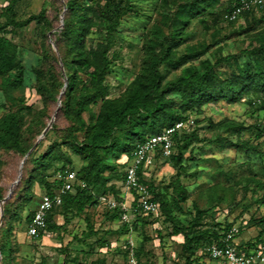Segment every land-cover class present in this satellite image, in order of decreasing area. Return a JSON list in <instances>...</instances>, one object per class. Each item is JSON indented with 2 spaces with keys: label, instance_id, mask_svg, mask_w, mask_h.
I'll use <instances>...</instances> for the list:
<instances>
[{
  "label": "rangeland",
  "instance_id": "374dc122",
  "mask_svg": "<svg viewBox=\"0 0 264 264\" xmlns=\"http://www.w3.org/2000/svg\"><path fill=\"white\" fill-rule=\"evenodd\" d=\"M9 1L2 2L1 6L5 7ZM182 1L184 0H132L137 15L122 22L116 47L112 52L117 57L114 72L107 78L112 99L123 96L128 86L147 67L148 54L152 52L150 47L156 42L153 29H162L168 34L170 19L172 20L173 13ZM233 1L221 0L225 3ZM64 2L65 0H11L18 20H25L44 11L45 19L51 26V30L47 32L43 25L34 22L17 30L15 35L8 36L27 51L25 61L28 78L25 86L18 90L8 89L0 78V121L8 112L24 108V149L30 146L33 148L58 108L57 101H46L38 94L34 71L40 68L45 73L52 68L58 76L62 72L55 54V32L62 25ZM227 16L222 25L211 28L213 25L209 23L208 29H205L198 18L191 20L184 30L182 44L175 49L176 56L185 57L186 61L178 70L170 65L163 66L161 72L164 83L178 77L183 68L199 69L201 62L207 59L215 63L227 56L236 57L219 70V75L224 79L236 75L244 67L246 62L240 54L258 46L257 36L264 32V10L248 13L235 23L229 22ZM3 22L0 11V24ZM191 53L199 54L198 58L190 60L188 57ZM252 59L254 58L251 57V61ZM259 59L264 57L260 56ZM172 97L180 98L178 95ZM28 107L33 109L28 110ZM187 116L197 121L194 129L200 142L194 143L185 155L186 171L178 175V170L169 163L172 168L169 172H162L161 167L166 165L159 164L152 175H146V180L167 201L171 202L172 194L177 191L176 187H183L187 192V201L181 204L180 209L173 210L171 220V217L167 219L161 208L147 224L140 220V217L146 219V215L131 212L126 227V223L121 221V206L134 207L133 195L120 181L116 184L118 197L106 196L119 205V220H111L115 210L100 200L103 196L98 197L100 194L95 193L98 199L96 205L79 213L58 211L54 219L55 229L47 232L40 240H34L27 235L26 219L35 211L44 195V188L38 179L28 182L29 177H36L38 174L33 172L34 162L26 161L25 169H20L22 161L32 148L25 155L0 149L2 195L7 197L11 187L19 179L20 170V180L25 179L13 188L11 214L7 216L4 231L0 233V245H4L8 253L5 261L2 262L1 258L0 263L133 264L131 243L134 244L137 264L183 262L179 246L184 239L181 235L174 236L173 232L174 228L184 229L188 225L196 213L194 207L208 213L215 224L238 227L240 234L237 243L254 244L259 239L264 243V204L261 200L264 194L260 188V184H264V137L257 136L253 126L260 123L257 121V110L247 104L245 99L236 105L220 101L210 103L201 111ZM85 118L88 119V116ZM227 123L241 125L244 130L234 132L225 127ZM53 125L56 130H50L30 155L38 157L51 144L59 143L64 138L62 129L67 125L64 119L57 117ZM62 153L64 155L55 163V169L66 165V157L70 158L71 167L75 171L85 165L68 148L63 147ZM126 159L124 154L118 161H110L117 164L115 175L119 179L125 170L123 163ZM60 171L54 172L53 169L42 176L53 181ZM59 191L60 189L57 193ZM209 223L212 225L213 222L209 220ZM144 237L148 240L144 242V251L138 255ZM194 260L197 264H218L203 248L197 251Z\"/></svg>",
  "mask_w": 264,
  "mask_h": 264
},
{
  "label": "trees",
  "instance_id": "16d2710c",
  "mask_svg": "<svg viewBox=\"0 0 264 264\" xmlns=\"http://www.w3.org/2000/svg\"><path fill=\"white\" fill-rule=\"evenodd\" d=\"M7 1L0 0L1 17L4 18V22L0 24V78L4 80V85L8 89L18 90L25 86L28 78L25 61L27 51L15 44L8 36L15 35L17 30L26 28L34 22L43 25L47 32L51 30V26L45 19L44 11L25 20H18L11 0L5 7L1 6L2 2ZM241 1L234 0L230 3L221 0L182 1L173 13L172 20L170 19L168 34L162 29H153L156 42L150 47L152 52L148 54L147 67L128 86L123 96L112 99L107 85V78L113 74L117 61V57L112 52L116 47L122 22L128 17L137 15L135 6L132 0H65L63 22L55 32V54L62 72L58 76L52 68L45 73L38 68L34 73L36 89L44 100L58 102L60 98L61 104L56 118L62 117L67 125L62 129L64 138L62 137L59 143L51 144L38 157H35V154L27 157L26 161L34 162L33 172L38 173L36 177H29L28 182L38 179L39 184L44 188V195L53 196L57 193L62 183L45 179L42 175L53 169L54 172L66 168L74 170L69 157L64 160L66 165L59 169L54 168L57 160L64 155L63 147L81 158L85 165L79 171L74 170L77 174L74 190L63 197L60 206H54L49 212L46 231L38 240L55 229L54 219L58 211L83 212L98 203L95 193L100 194L98 197H118L116 184L120 181L124 184L126 161L137 147L149 137L159 134L175 123L186 122L189 119L187 114L201 111L210 103L225 101L236 105L245 99L247 104L255 107L260 118V113L264 111V59L260 60L259 57H264V32L257 36V47L240 54L246 64L236 75L233 74L228 79L221 77L219 70H222V65L225 64L226 67L228 62L236 57L227 56L216 60L215 63L207 59L201 62L199 69L183 68L178 77L167 83L163 82L161 72V68L165 65L178 70L186 61L185 57L176 56L175 49L182 44L184 30L192 19L198 18L205 29L209 28V23L213 25L211 28L217 27L225 22V17ZM263 10L264 6L262 9L254 7L246 11L242 17ZM189 56L190 60H196L199 54L191 53ZM251 57L254 58L252 61ZM65 81H67L66 87ZM64 87L65 92L61 94ZM173 95H178L180 98H174ZM23 110L24 108L10 111L0 121V149L25 155L32 148V146L28 149L23 148ZM86 115L88 119L85 118ZM225 125L227 129L237 133L244 130L243 126L234 123ZM253 126L257 136L264 137L262 123L257 122ZM50 130L53 132L56 130L53 124ZM46 137L47 135L44 139ZM196 142H200V139L194 127L175 137V151L168 159V163L173 164L178 170V175L186 171L185 155ZM124 154L127 156L123 163L125 170L119 179L115 175L117 164L110 161L112 159L118 161ZM24 165L23 169H25ZM24 180H20L21 183ZM80 183H85L86 187L82 188ZM149 186L153 200L159 205L161 203L160 208L167 219L171 217V220L173 210L180 209L181 204L188 199L183 187L175 188L177 191L172 194L170 202L157 193V188L152 183ZM260 188L264 194V184H260ZM13 195L14 191L3 205L0 233L4 231L7 216L11 214L10 200ZM4 198L0 189V201ZM261 200L264 204V195ZM38 205L39 203L37 207ZM194 209L196 213L184 229L174 228L173 235H181L184 239L179 246L184 260L175 264H197L194 260L197 251L211 245L221 246L223 238L232 228V226L215 224L208 213L200 211L197 207ZM114 210L115 214L111 216V220H119L120 211L118 208ZM35 211L28 215L27 226ZM139 214L141 216L143 213ZM146 216V219L140 217L144 224L153 217V215ZM209 220L213 222L212 225ZM147 240L144 237L138 255L144 251V242ZM260 247H264L260 239L254 244L237 243L238 250L244 253ZM0 252L4 262L8 253L4 245H0Z\"/></svg>",
  "mask_w": 264,
  "mask_h": 264
},
{
  "label": "built area",
  "instance_id": "2783aa9c",
  "mask_svg": "<svg viewBox=\"0 0 264 264\" xmlns=\"http://www.w3.org/2000/svg\"><path fill=\"white\" fill-rule=\"evenodd\" d=\"M264 0H242L241 3L227 16L229 22H237L242 15L250 9H262ZM260 122L264 128V111L260 113ZM195 121L189 118L186 122L179 121L173 126L164 129L157 135L149 137L141 143L126 161L125 187L133 195L134 207L121 206L122 223H129L131 212L155 215L160 210V205L153 200L150 186L146 183V175L155 167L156 160L166 161L175 151V137L194 127ZM55 180L62 183L59 193L53 196L44 195L27 226V235L38 240L47 228V218L54 206H60L63 196L72 192L77 184V174L71 168L61 170ZM85 188V183H80ZM100 200L111 209H117L118 204L111 198L103 196ZM240 234L238 227H232L222 240V245H211L204 248V252L218 264H264V247L249 253L240 252L237 248V237ZM132 263L137 264L134 256V244L131 243Z\"/></svg>",
  "mask_w": 264,
  "mask_h": 264
},
{
  "label": "water",
  "instance_id": "95a60500",
  "mask_svg": "<svg viewBox=\"0 0 264 264\" xmlns=\"http://www.w3.org/2000/svg\"><path fill=\"white\" fill-rule=\"evenodd\" d=\"M62 22H63V18H62ZM66 85H67V81H65V87H66ZM65 87H64V89L62 90V93H61V94H63V93L65 92ZM57 104H58V108H57L56 112L54 113L53 119L50 121L49 125L46 127V129L44 130V132L42 133V135L38 138L37 143L33 146V148L29 151V153L26 155V157H25L24 160L22 161L21 166H20V169H21V170H22V168H23L24 163H25L26 160H27V157H28V156L34 151V149L37 147V145H38V144L44 139V137L47 135V133H48V132L50 131V129L52 128V124H53V122H54V120H55V118H56V116H57V114H58L59 108H60V104H61L60 98H59ZM21 170H20L19 179L13 184V186L11 187V189H10V191H9V193H8V195H7V197H5V198L1 201V203H0V224H1V221H2V218H3V205H4V203H6V202L8 201V199L11 197V195H12V193H13V188H14L16 185L19 184V182H20V178H21ZM1 258H2V254H1V252H0V261H1Z\"/></svg>",
  "mask_w": 264,
  "mask_h": 264
},
{
  "label": "crops",
  "instance_id": "0c3cea01",
  "mask_svg": "<svg viewBox=\"0 0 264 264\" xmlns=\"http://www.w3.org/2000/svg\"><path fill=\"white\" fill-rule=\"evenodd\" d=\"M159 164L160 165H166V166H164V167H161V171L162 172H169L170 170H172V168H171V166L169 165V163H168V160H166V161H163V160H161V159H157L156 160V164H155V167H159ZM155 167H153V169L151 170V171H149V173L147 174V175H149V174H153V170H154V168ZM146 178V177H145ZM146 181V183L149 185L150 184V181L149 180H145Z\"/></svg>",
  "mask_w": 264,
  "mask_h": 264
}]
</instances>
